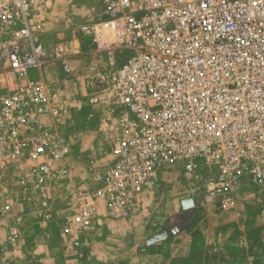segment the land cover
Instances as JSON below:
<instances>
[{"label":"built area","instance_id":"built-area-1","mask_svg":"<svg viewBox=\"0 0 264 264\" xmlns=\"http://www.w3.org/2000/svg\"><path fill=\"white\" fill-rule=\"evenodd\" d=\"M98 1L97 14L79 30L106 55L100 84L116 126L109 162L66 216L63 233L101 217L138 215L146 191L170 168L206 195L263 181L264 0ZM34 11L35 0H0V74L17 78L0 94V154L31 156L28 180L46 194L65 140L56 141L46 123L47 116L59 122L62 109L36 73L46 56L69 71L70 46L45 43ZM104 30L113 41L103 39ZM9 208L0 205V217ZM19 222L9 227L11 237Z\"/></svg>","mask_w":264,"mask_h":264},{"label":"rangeland","instance_id":"rangeland-1","mask_svg":"<svg viewBox=\"0 0 264 264\" xmlns=\"http://www.w3.org/2000/svg\"><path fill=\"white\" fill-rule=\"evenodd\" d=\"M98 3V0H35L33 22L41 39L47 44L68 42L70 46L69 71H64L55 58L46 56L36 73L50 85L53 101L62 109L59 122L50 116L45 120L54 139L65 140V152L60 160L51 163L54 175L46 194L28 180L29 167L34 163L31 156L21 154L10 158L0 154V205L10 203L9 211L0 217V264H8L10 256L14 257L11 264H135L137 261L130 256H100L106 251L116 253V245H94L89 228L73 234H65L62 229L79 196L97 186L96 178L110 159L111 136L116 126V110L104 101L100 84L107 66L106 55L79 30L81 23L97 14ZM102 37L108 42L114 40L108 30H104ZM78 48L80 52L73 54ZM16 83L15 74L1 73L0 94L14 88ZM58 169L63 170L62 175H58ZM204 190L207 189L197 181L170 168L146 191L141 210L146 207L153 214L163 210L164 223L174 224L168 225L172 229L169 233L198 220L222 222L224 226L243 224L246 220L251 224L252 246L259 255L264 253L261 246L264 180L245 181L232 195H206ZM172 206L182 211L171 219L166 214ZM18 216L19 232L11 237L9 227ZM103 220H99L100 224ZM217 232L224 238L226 247L229 229ZM97 233L95 239L101 235ZM256 263L264 264L263 260ZM187 264H195L194 259Z\"/></svg>","mask_w":264,"mask_h":264},{"label":"crops","instance_id":"crops-1","mask_svg":"<svg viewBox=\"0 0 264 264\" xmlns=\"http://www.w3.org/2000/svg\"><path fill=\"white\" fill-rule=\"evenodd\" d=\"M170 211H166V217L172 219V216L179 215L182 210L172 206ZM163 217V210L153 214L146 210V207L134 217H101L88 227L89 237L94 245H116V253L106 251L100 256H130L133 261H141L140 264H187L192 259L195 264H257L260 260L264 262V253L260 252L259 255L251 244V224L246 220L243 224L232 223L227 226L222 222L198 220L190 225L186 223L169 233L168 231L172 230L169 226L174 224L172 221L164 223ZM105 218L109 220L104 221ZM99 220H103V223L100 224ZM223 229L230 231L226 238V247L223 245L224 238L217 232ZM97 232L101 235L95 239L94 234H98ZM262 239L261 246L264 249V237ZM13 258H8V264H11Z\"/></svg>","mask_w":264,"mask_h":264}]
</instances>
